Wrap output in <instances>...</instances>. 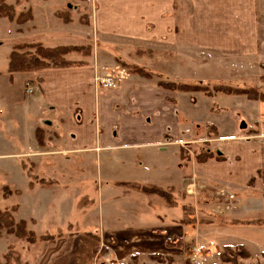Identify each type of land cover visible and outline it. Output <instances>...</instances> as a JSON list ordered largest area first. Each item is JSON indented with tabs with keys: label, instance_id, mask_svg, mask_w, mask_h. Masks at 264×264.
Returning a JSON list of instances; mask_svg holds the SVG:
<instances>
[{
	"label": "crops",
	"instance_id": "obj_1",
	"mask_svg": "<svg viewBox=\"0 0 264 264\" xmlns=\"http://www.w3.org/2000/svg\"><path fill=\"white\" fill-rule=\"evenodd\" d=\"M93 2L98 4L93 14L95 38L89 39L85 31H81L80 36H72L76 30L67 26L70 22L56 29L50 24L30 29L37 40L38 37L42 40L39 44L43 43L45 47H88L90 53L87 56L70 54L67 58L77 64L74 67L39 70L21 76L22 79L32 80L34 87L32 94L23 96L21 93L22 101L30 110L27 114H33L32 120L24 122L19 128L14 126L8 129L6 126L4 130L15 136L21 148L37 152L40 148L37 130L41 129L45 143L41 148L50 152L39 156L14 150L0 153L1 160L13 158L14 162L22 163L24 158L36 162L46 157L44 159L48 162L62 163L64 169L66 164H72L78 181L83 183L92 155L99 157L105 153L108 162L105 179L109 183L106 185L107 192H102V205L106 204V209L113 215L110 221L103 223L101 229L94 226L99 234H84L87 239L98 243L97 252L94 253L97 260L109 255L111 251L102 248V244L111 242L119 256L124 244L130 243L137 248L141 246L147 249L152 261L159 262L152 256H160V262L168 260L174 264L178 258H192L194 248L201 249V254L208 258L215 253L221 257L225 248L236 249L240 246L250 254V258L264 256V131L259 133L262 130L260 126L252 129L248 126L243 130L252 132L251 136L241 133L218 137L217 142L215 139L205 142L210 143L207 146L208 154L214 155L216 152L218 155L198 162L192 152L196 143V128L178 123L182 112L179 99L185 94L159 84L167 79L168 82H192L193 79L185 76H189V70L195 65L199 54H214L224 60L255 56L258 50L253 23L256 0ZM176 3L178 11L175 10ZM35 20L34 13L32 22ZM71 38H80L77 39L80 43L71 41ZM55 42L68 45L55 47ZM96 42L99 46L97 50ZM157 46L175 52L176 67L173 64L174 71L171 72L175 77L163 79L158 70L140 63L141 59H152L151 54L144 53V49L151 50ZM184 51L191 53V58H184L190 57L187 55L189 53L183 54ZM133 56L138 61L132 59ZM124 63L154 73V78L134 74L127 67H122ZM18 74H10V85ZM96 78H112L114 86L108 88L104 82H96ZM193 129L195 132H192ZM137 152L146 155L148 169L132 173L126 163H130L131 156ZM119 166L123 168L118 171ZM20 170L24 175L23 169ZM55 179L46 182L45 186L40 184L28 189V192H34L33 201L37 206L41 197L48 194V204L38 207L36 217H32L38 226L40 222L43 223L44 216L51 219L64 209L71 210V205L76 201L83 200L80 198L82 190L70 188L62 180ZM58 181L63 186H59ZM189 185H194L192 194L187 193ZM156 187L167 195L156 194L152 191ZM24 191L15 189L14 192L23 196ZM186 193L199 197L194 199V203L187 197L185 201L182 197ZM201 196L205 197L206 202ZM224 199L228 203H224ZM189 205L191 210L197 212L190 214L191 217L183 216ZM16 207L19 212L20 205ZM200 208L205 209L202 223L206 224V228L194 232L196 235H192L191 239L195 241V246L189 247L184 233L178 232V211L179 222L189 228H198ZM87 210L82 209L84 218L88 216ZM215 211H220L221 216ZM128 212L131 215L129 222L123 218ZM16 214L13 216L15 220ZM251 216L257 218L251 219ZM216 217L227 219L228 223L218 226L214 223ZM22 220L28 223L26 219ZM65 222V227L59 226L56 232L37 236L57 235L62 231L63 237L51 244L80 237L78 230L82 227L78 228L70 218L63 224ZM133 223L139 224V227H132ZM250 227L258 233L254 240L241 229L237 230ZM103 250L108 252L104 253ZM54 264H63V261L58 260Z\"/></svg>",
	"mask_w": 264,
	"mask_h": 264
},
{
	"label": "rangeland",
	"instance_id": "obj_2",
	"mask_svg": "<svg viewBox=\"0 0 264 264\" xmlns=\"http://www.w3.org/2000/svg\"><path fill=\"white\" fill-rule=\"evenodd\" d=\"M5 2L14 7L15 15L31 12L34 17L35 13L37 21L29 22L28 20L20 22L14 20L11 22L6 18H0V153L15 150L24 151L26 154L35 153L39 154V156L46 155L45 153L49 151V149L45 150V148L42 149L40 147L37 152H32L28 148H21L18 142H16L15 136L4 130L6 126H8V129L14 126H18L17 128H19V126L24 125V122H31L33 116L31 112L30 115L27 114L30 110L22 101L21 96V93H23V96H25V94L28 95V84L33 86L31 83L32 80L22 79L23 77L21 76H26L28 73H19L10 85V74L7 68L9 61L8 55H10L13 48L17 45L41 43L40 41L42 40H40L39 37L37 40L36 35H32L30 29L38 26L44 27L46 26L45 24H50L52 27H55L53 29H56L64 27V24L67 25V23L70 22L67 26L76 30L71 34L72 36H80V32L85 31L89 34V39L92 37L95 38L93 31V14H95L98 9V4H95L93 0H5ZM177 7L178 3L175 4V10L177 9L178 11ZM249 14H251V11H249ZM253 16L256 41H258V50L255 56L251 58L250 56L232 57L230 60H224V58L214 54L207 56L199 54L195 65L189 70V76H185L186 78L193 79L192 82H187L186 84H199L200 87H208L212 95L210 97L207 96L206 92L209 91L202 89V91L199 92L184 93L185 95L179 99L182 112L179 115L178 123L182 124V126H192L194 129L196 128L195 131L197 136L194 145L195 148H191L196 158L202 154L208 153L207 146H209L210 143L205 142L212 141V139L216 140L218 137H231L241 133L251 136L252 132L247 130L248 126H250L251 129L252 127L258 128L260 126L259 129L262 130H260L259 133H263L262 131H264V100H251L244 95H219L213 90L214 86L219 85L234 86L242 89H254L257 91L258 95H264V0H256V8L253 12ZM50 33L52 34V31ZM71 39V41L77 44L80 43L77 40L80 38L76 40H73V38ZM63 45L68 44H60V42H55V44H53L55 47ZM98 47L96 42V50ZM130 49L131 48H129V50ZM144 50L141 51H144L146 55L151 54L150 57L152 59L149 60L147 59L148 57L144 55L147 58L141 59L142 61L140 63L158 70L159 73H161L159 74L160 77L163 79H167L168 76L175 77V74H171V72L174 71V67H176L174 62L175 52L171 50L167 51L163 47L158 46L151 50H147V48ZM25 52L34 53L35 49L31 50L28 48ZM134 52L137 53L136 51ZM187 53L189 52H183V54ZM190 54L191 53L187 54L190 57L184 58H191ZM132 59L138 61L135 56H133ZM170 80L174 81L173 79ZM180 82L185 83L183 81ZM27 115L28 117H26ZM33 123L32 125L35 126V123ZM242 125H246L247 129L243 130L241 128ZM194 129L192 132H195ZM134 154L135 155L130 158L131 162L126 163L128 164V168L131 169L132 173L146 171L148 169L146 155L143 152ZM104 155L105 153L99 155V157L92 155V161L88 165V172L85 173V182L83 181V183L78 181V174H76V169L72 164H66L67 167L64 169L62 163L55 164L54 161L48 162L47 159H44L46 157H42V159L40 158L36 160V162H31L30 159L24 158L22 159V163L14 162L12 160L13 158L11 160H1L0 158V209L2 211L20 205V211L18 212L17 210L15 212L17 213L15 217L16 220L26 219L29 229H34L38 236L46 232L54 233L59 226H61L60 228L65 227L63 225H66L67 222H65V224L63 223L68 218H70L75 225H78V228L82 227L80 230L77 229L81 233L80 237L77 239H64L55 244H51L52 242L47 243V241H40L42 244L39 243L36 246H30L28 243L16 239L12 235H8L6 230H2V236L0 237L1 264H6L7 261L10 264H16L15 256L17 255L21 258L20 264H25L26 262L29 264H54L58 260L59 262L63 261V264H101L103 261L111 258V256L107 254L100 260H97L94 253L97 252L98 243L87 239L84 235L85 232L99 234L94 226L101 229L103 223L110 221L113 215L109 213L110 210L106 209V204L102 205V192H107L106 185L109 183V180L105 179L108 162ZM217 155L218 153L215 152L214 156L217 157ZM141 163H143V165H141ZM21 168L23 169L24 175L21 174ZM121 168H123V166H119L118 171ZM54 178L62 180L65 184L69 185L68 187L70 188L75 187L82 190L80 198L83 200L80 202H78L79 200L76 201L74 205L70 204L72 206L71 210L64 209L61 213L59 212L60 214L58 213V216H54L51 219L44 216L43 223L40 222V226H38V222L32 217H36L35 215L38 207L41 208L44 204H48V194L41 197L42 200H40V205L37 206L35 201H33V198H35L34 192L30 193L28 191L30 190L29 188L32 189V187L39 186L40 184L45 186L46 182H50V180ZM58 185L63 186L59 181ZM15 189L25 190L24 192L26 193L23 196H19L20 194L14 192ZM83 192L85 199L83 198ZM72 197H74L73 194ZM185 197L190 198L192 203H194V199L196 197L198 198L199 195L192 197L186 193L182 198L185 199ZM201 198L205 201V197L201 196ZM224 203L228 202L224 199ZM187 208L188 211H186L183 216H189L192 213L194 215V212H197L196 210L190 209L191 205ZM82 209H88V216L86 215L85 218L82 215ZM153 211L155 212L156 209ZM204 211L201 208L199 209L198 220L200 224L197 225L198 228L196 226H190L191 228H189L185 226V223L179 222L180 212L178 211V232L180 234L184 233V238H187L189 242L187 246L189 247L195 246V241L191 239L192 235H196L194 232L199 230V228H206V224L202 223L205 219L202 214ZM125 212L126 211L122 212V215H124ZM215 212L218 216H221L220 211ZM251 217V219L257 218L255 216ZM123 218L127 219L128 222L131 221L130 213L128 212ZM194 220L196 221L197 219L195 218ZM214 223L218 226H222L226 225L228 220L216 217ZM232 224L230 225L231 227ZM233 226L237 227V225L234 224ZM132 227H139V224L133 223ZM239 229H241V232H244L246 236H249L251 240H254L256 235L258 236L255 228H238L237 230ZM262 232H264V230ZM108 245L113 249L114 244L112 242L108 243ZM124 245L125 247L121 250L120 256L118 255L120 260L119 263L121 264H174L168 260H164V262L150 260L147 255V249L141 246L137 248V246L130 243ZM201 247H203V245ZM239 250L241 249L236 248L233 253H230L234 263H224L222 259L218 257V254L215 253L209 258L201 254L198 256V260L194 257H188L187 259L178 258L176 264H264V256L241 258L244 254L242 255V253L238 252ZM7 253L10 254H8V259L5 258ZM134 253L136 254L134 255Z\"/></svg>",
	"mask_w": 264,
	"mask_h": 264
},
{
	"label": "trees",
	"instance_id": "obj_3",
	"mask_svg": "<svg viewBox=\"0 0 264 264\" xmlns=\"http://www.w3.org/2000/svg\"><path fill=\"white\" fill-rule=\"evenodd\" d=\"M15 9L13 6L8 5L5 0H0V18H6L9 21L13 22L14 20H18L20 22L28 21L31 22L34 17L31 12L28 13H21L19 15H15ZM28 15V16H27ZM30 48L31 50L35 49V52H25L26 49ZM90 49L88 47H58V48H48L43 46L42 44H20L13 48L12 52L9 56L8 61V72L10 74L15 73H36L45 70V69H64V68H71L76 66L77 64L70 61L67 57L72 53H80L85 56L89 55ZM122 67L129 69L132 73L138 74L143 78L153 79L154 76L151 72L137 67L133 65H128L127 63L122 64ZM161 87H164L168 90L178 91L181 93H194L203 90H207V96H212L211 91L208 87L201 86L199 84L189 85L186 83H179V82H168V81H161L159 82ZM214 92L216 91L219 95H244L247 96L251 100H264V95H258L257 91L254 89H242L236 88L234 86H214ZM264 102V101H263ZM37 138L40 147L45 145L43 131L41 129L37 130ZM207 154V155H206ZM202 154L197 157L195 160L198 162L207 161L209 158H213V154ZM215 157V156H214ZM32 187V186H31ZM10 191V190H9ZM156 194L161 196H166V192L162 189H158L157 187L152 190ZM18 193V192H16ZM10 194V193H8ZM18 210L16 206L12 207L9 210L2 211L0 209V237L2 236V230H6L8 235H12L15 238L22 240L28 245H34L38 241L41 242H55L56 239L62 238L63 233L60 231L57 235L46 234L44 236L38 237L37 234L30 230L28 227V223L25 220H21L17 222L14 219V213ZM91 238H94L92 234H89ZM239 250L238 252L244 254L241 258H250V254L242 247H237ZM104 253L108 252L107 250H103ZM235 251L234 248L227 247L225 248L224 253L221 255V259L224 263H234L232 260L230 253ZM9 253L6 254L5 258L8 259ZM241 255V254H240ZM16 264H20L21 258L19 255L15 256ZM154 260L161 261L162 258L160 256H152ZM1 264V262H0ZM8 263V261L6 262ZM27 264V263H25Z\"/></svg>",
	"mask_w": 264,
	"mask_h": 264
},
{
	"label": "built area",
	"instance_id": "obj_4",
	"mask_svg": "<svg viewBox=\"0 0 264 264\" xmlns=\"http://www.w3.org/2000/svg\"><path fill=\"white\" fill-rule=\"evenodd\" d=\"M100 81L104 82L108 88H111L114 86V80L112 78H106V79L96 78V82H100ZM33 91H34V87L31 86L30 84H28L27 93L32 94ZM193 188H194V185H189L187 187V193L192 194ZM102 248H107L108 251H111L109 253L111 258H109V260L103 261L101 264H121V263H119L120 262L119 256L115 253V251L108 244H102ZM201 252H202L201 249L194 248L191 255H192V257L197 259V257L201 254Z\"/></svg>",
	"mask_w": 264,
	"mask_h": 264
},
{
	"label": "water",
	"instance_id": "obj_5",
	"mask_svg": "<svg viewBox=\"0 0 264 264\" xmlns=\"http://www.w3.org/2000/svg\"><path fill=\"white\" fill-rule=\"evenodd\" d=\"M246 127H247L246 125H242V127H241V128H242V129H245Z\"/></svg>",
	"mask_w": 264,
	"mask_h": 264
}]
</instances>
